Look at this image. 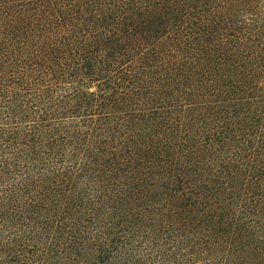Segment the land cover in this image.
Listing matches in <instances>:
<instances>
[{"label": "trees", "instance_id": "16d2710c", "mask_svg": "<svg viewBox=\"0 0 264 264\" xmlns=\"http://www.w3.org/2000/svg\"><path fill=\"white\" fill-rule=\"evenodd\" d=\"M0 264H264V0H0Z\"/></svg>", "mask_w": 264, "mask_h": 264}]
</instances>
